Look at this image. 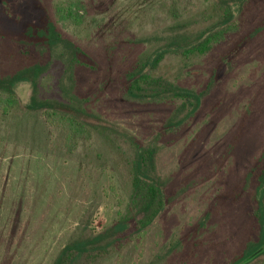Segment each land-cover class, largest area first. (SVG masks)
<instances>
[{"label": "rangeland", "instance_id": "rangeland-1", "mask_svg": "<svg viewBox=\"0 0 264 264\" xmlns=\"http://www.w3.org/2000/svg\"><path fill=\"white\" fill-rule=\"evenodd\" d=\"M222 1L0 0V77L41 69L35 88L17 86V108L0 102V264H51L70 241L111 225L126 211L144 148L155 150L163 211L121 248L74 264H231L257 239L264 0H228L238 30L206 54L170 51L160 61L156 77L203 94L195 112L181 100L144 102L126 91L145 59L212 27ZM59 3L75 4L77 21L59 22ZM40 14L90 63L62 46L26 47L20 32ZM33 97L81 108L97 128L71 151L64 130L30 108ZM263 263L264 252L246 262Z\"/></svg>", "mask_w": 264, "mask_h": 264}, {"label": "trees", "instance_id": "trees-1", "mask_svg": "<svg viewBox=\"0 0 264 264\" xmlns=\"http://www.w3.org/2000/svg\"><path fill=\"white\" fill-rule=\"evenodd\" d=\"M74 5L70 3L57 5L56 14L59 22L66 24L67 21H77ZM221 7L222 13L212 27L201 31L192 41L166 45L131 72L126 87L127 95L131 99L144 102L181 100L182 107L187 109L188 113L195 112L202 101L201 92L182 87L163 77H156L154 72L166 53L171 51L187 57L206 54L228 35L238 30V21L230 2L223 0ZM23 27L20 37L26 47L51 51L62 46L77 63L85 65L90 63L91 60L84 49L65 37L52 19L40 14L39 19L27 21ZM40 72L39 64H35L31 69L17 71L8 77H0L1 107L6 111L17 108L20 103L16 96L17 86L27 81L35 88ZM29 106L35 110H42L51 125L64 130L65 142L71 151L75 150L82 140L91 138L97 128L94 117L81 108L58 101L38 100L36 97L32 98ZM154 154L155 150L152 148L138 151L132 193L126 211H120L111 225L67 243L51 264H74L80 258L95 262L121 248L128 238L140 235L153 224L166 202L164 187L151 174L154 168ZM262 159L264 160V153ZM255 196L258 201L256 216L260 223V232L257 239L251 241L242 255L231 264H241L244 261L246 264L264 252V165L258 174Z\"/></svg>", "mask_w": 264, "mask_h": 264}]
</instances>
